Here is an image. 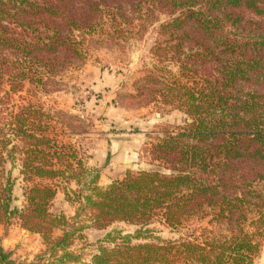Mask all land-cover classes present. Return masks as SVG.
Masks as SVG:
<instances>
[{"label":"trees","instance_id":"trees-1","mask_svg":"<svg viewBox=\"0 0 264 264\" xmlns=\"http://www.w3.org/2000/svg\"><path fill=\"white\" fill-rule=\"evenodd\" d=\"M105 19L120 36L135 20L158 22L135 96L186 119L149 142L151 169L99 186L77 144L60 138L63 119L21 93L49 92ZM15 160L21 207L6 169ZM60 189L79 204L72 218L51 210ZM12 219L42 238L30 264H253L264 240V0H0V224ZM191 219L206 226L142 235L154 223L180 233ZM115 222L136 234L108 232L88 261L72 248L84 228ZM0 264L24 263L0 247Z\"/></svg>","mask_w":264,"mask_h":264},{"label":"rangeland","instance_id":"rangeland-1","mask_svg":"<svg viewBox=\"0 0 264 264\" xmlns=\"http://www.w3.org/2000/svg\"><path fill=\"white\" fill-rule=\"evenodd\" d=\"M159 18L164 20L165 16ZM104 22L108 24L84 36L86 53L83 61L75 62L54 77L48 86L49 92L21 93L25 96L24 101L29 99L63 119L60 121L65 122L66 133L60 138L77 144L86 166L98 175L99 186L121 178L127 170L151 169L153 163L147 154L149 142L160 137L164 129L183 124L186 119V115L177 109L155 101H140V97L135 96V80L151 60L149 48L156 36L158 22L144 30L140 21L135 20L133 25L124 26L122 36L108 26L106 19ZM12 98L14 104L24 102L17 94ZM70 126L75 129L74 133L67 129ZM60 127L57 125L58 129ZM6 169L13 181V204L21 207L26 183L19 172L20 162L8 161ZM68 188L75 189L76 186L71 183ZM70 197L74 198L72 193ZM78 206L75 199L66 200L60 189L51 210L72 218ZM81 219L86 223L84 216ZM199 226H206V223L191 219L179 233L154 223L149 226L152 230L142 235L150 236L148 239L177 238ZM137 229V226L124 222H115L102 230L84 228L83 238L75 239L72 248L88 261L99 245H109L104 241L108 232L117 230L135 235ZM59 233L58 229L54 232L55 235ZM142 239L131 240L138 242ZM0 247L10 251L11 258L17 263L24 264L35 263L36 255L45 248L40 234L21 228L18 219H12L8 225L0 224ZM253 264H264V240Z\"/></svg>","mask_w":264,"mask_h":264}]
</instances>
